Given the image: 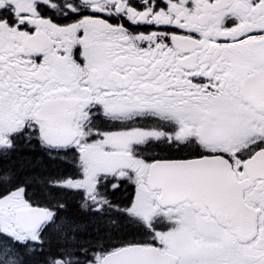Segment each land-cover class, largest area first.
Returning <instances> with one entry per match:
<instances>
[{
  "label": "snow or ice",
  "instance_id": "snow-or-ice-1",
  "mask_svg": "<svg viewBox=\"0 0 264 264\" xmlns=\"http://www.w3.org/2000/svg\"><path fill=\"white\" fill-rule=\"evenodd\" d=\"M0 264H264V0H0Z\"/></svg>",
  "mask_w": 264,
  "mask_h": 264
},
{
  "label": "trees",
  "instance_id": "trees-1",
  "mask_svg": "<svg viewBox=\"0 0 264 264\" xmlns=\"http://www.w3.org/2000/svg\"><path fill=\"white\" fill-rule=\"evenodd\" d=\"M4 163H8V162H4ZM62 167H64L65 170H67V171H69V172L73 170L70 164H68V165H64V166H62ZM123 194H124V193H123V190H122L121 192L116 193L117 197H121Z\"/></svg>",
  "mask_w": 264,
  "mask_h": 264
}]
</instances>
